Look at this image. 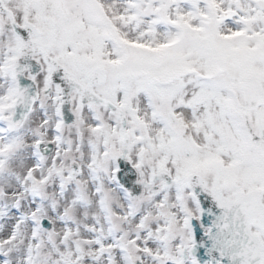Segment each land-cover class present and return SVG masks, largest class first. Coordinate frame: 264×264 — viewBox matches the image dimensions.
Wrapping results in <instances>:
<instances>
[{
    "label": "snow or ice",
    "instance_id": "snow-or-ice-1",
    "mask_svg": "<svg viewBox=\"0 0 264 264\" xmlns=\"http://www.w3.org/2000/svg\"><path fill=\"white\" fill-rule=\"evenodd\" d=\"M0 264H264V0H0Z\"/></svg>",
    "mask_w": 264,
    "mask_h": 264
}]
</instances>
